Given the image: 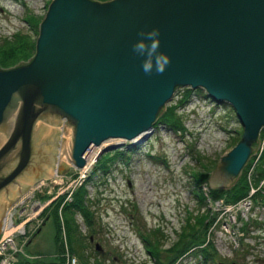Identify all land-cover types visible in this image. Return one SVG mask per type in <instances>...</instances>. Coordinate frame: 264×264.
Segmentation results:
<instances>
[{
	"label": "water",
	"instance_id": "water-1",
	"mask_svg": "<svg viewBox=\"0 0 264 264\" xmlns=\"http://www.w3.org/2000/svg\"><path fill=\"white\" fill-rule=\"evenodd\" d=\"M156 28L171 63L149 76L132 45ZM181 87L201 88L234 110L242 132L208 178L211 188L228 189L256 155L264 128V0H51L33 55L0 66V201L10 200L0 233L6 209L29 187L20 179H47L55 166L59 130L46 153L39 123L69 134L67 160L82 168L93 145L123 139L134 148L148 139Z\"/></svg>",
	"mask_w": 264,
	"mask_h": 264
},
{
	"label": "rangeland",
	"instance_id": "rangeland-1",
	"mask_svg": "<svg viewBox=\"0 0 264 264\" xmlns=\"http://www.w3.org/2000/svg\"><path fill=\"white\" fill-rule=\"evenodd\" d=\"M50 1L0 0V43L19 34L22 41L35 44L38 32L35 33L34 22L38 21L39 25ZM186 89L191 91L185 96ZM199 89L202 93L197 92L198 88L177 89L166 106H175L184 130L174 131L158 123L148 139L137 148L128 147L129 141L123 139H109L102 146H92L89 152L98 151V156L105 146L122 142L123 145L117 149L123 158L114 161L110 171L100 176L96 183L86 185V205L92 214V223L86 226L78 213L74 215L81 239L76 253L70 251L67 236L62 233L65 250L69 251L65 255V264H155L156 260L168 264L173 255L171 248L184 242L182 233L187 219L196 222L197 217L206 214L207 210V229L204 233L203 228L199 229V238L205 240L203 245H210H207L205 262L203 253L192 248L180 254L172 264H264V194L262 198H254L261 185L264 186V178L258 186L251 183L247 196L237 203L208 198L205 205H200L193 196V172L207 168L212 171L242 132L232 107L226 102L211 101L205 97L206 92ZM56 129L59 130V144L55 158L60 150L63 151V140L67 134L61 126L56 128L41 122L37 127V144L43 143L46 153H51ZM263 140L262 129L260 145ZM114 152L112 149L99 156L106 153L112 156ZM96 158L87 169L76 168L69 162L56 171L53 166V169L49 167L46 173L51 170L53 173L47 179L34 182L20 179L29 187L12 205L23 198L40 199L45 207H50L51 202L61 195H64V200H70V193L96 165ZM252 162L247 169L249 182H252L256 166ZM208 186L206 181L204 190ZM251 189L255 192L248 197ZM21 209L19 206L15 209V221L18 219L17 211ZM47 212L25 223L26 236L20 242L22 248L16 251V257H37L45 262L55 259V227L52 219L46 217ZM151 231H155L158 238L156 257L153 254L149 256L146 250L149 244L145 240L153 238ZM89 234L93 236L92 241H89ZM95 243L102 247L101 251L95 249Z\"/></svg>",
	"mask_w": 264,
	"mask_h": 264
},
{
	"label": "trees",
	"instance_id": "trees-1",
	"mask_svg": "<svg viewBox=\"0 0 264 264\" xmlns=\"http://www.w3.org/2000/svg\"><path fill=\"white\" fill-rule=\"evenodd\" d=\"M35 33L38 32V21L35 20ZM35 49V44L33 42L22 41V37L19 34H15L13 39L5 38L0 43V66L1 67H10L17 64L20 61H25L30 58ZM187 93L185 96L191 91L190 89H186ZM198 93H202V91L198 88ZM205 97L206 94H205ZM209 98V97H208ZM175 106L169 105L166 107L165 111L161 114V116L156 120L155 124L162 123L167 126L169 129L174 131L184 130L181 120L179 116L175 112ZM154 124V125H155ZM264 130V129H263ZM239 139V138H238ZM122 152L119 149H115L114 154L112 156H108L107 153L101 155L96 160V165L91 169L86 177L83 178L79 186L70 193V200H64V195H61L57 200H53L50 204V207H45L41 214L47 212L46 217L52 219V223L55 227L54 233V241L57 246V253L55 254V259L52 261L45 262L37 257L30 259L25 257L24 255L18 256L16 261L13 264H65V247L64 241L62 237V233H65L68 239V248L72 253L77 252V247H79L81 243V239L78 237V227L76 224V220L74 215L78 213L86 226H90L92 223V214L87 208L86 202L88 199V190L86 185L88 183H96L97 179L100 176L108 173L112 166V163L116 160H122ZM253 161V158L249 160L247 165L242 169L241 174L239 175L236 183L228 189L221 188H211L207 187V191L204 190L203 186L208 182L209 171L204 169L202 171H195L192 174V183H193V196L196 198V201L200 205H205L206 200L210 198V200H218L223 199L227 203H237L244 199L247 196L250 186L255 185L258 186L260 180L264 178V147L263 150L255 163L254 176L252 182L248 181L247 178V169L250 166V163ZM264 180V179H262ZM253 183V184H251ZM264 183V182H263ZM263 192V193H262ZM254 194V193H253ZM264 194V186L257 190L254 198H262ZM207 210L206 214H202L197 217V221L191 222L190 219H187V224L184 227V232L182 233V238H184L183 243H177L175 247L171 248L173 251V255L170 257L168 264H172L173 261L184 251H188L192 248H198L197 251L203 253L204 262L206 260L207 253V245L209 243L203 245L204 238H199V229H204L202 232L204 233L206 228V220L208 218ZM67 213V214H66ZM61 214V215H60ZM65 215V216H64ZM49 216V217H48ZM65 218H64V217ZM203 225V226H202ZM39 229L37 230V232ZM152 234V239L145 240L149 246H147L151 253L155 256L157 254V235L155 231L149 232ZM92 235V234H89ZM88 235V238H89ZM156 240V241H155ZM181 242V241H180ZM152 244V247H151ZM203 245V246H202ZM202 246V247H197ZM151 247V248H150ZM81 252V251H80ZM79 252V253H80ZM82 253V252H81ZM83 254V253H82ZM81 256V255H80ZM156 257V256H155ZM82 259V258H81ZM87 264V262L85 263ZM91 264V263H89ZM155 264H162V261L156 260Z\"/></svg>",
	"mask_w": 264,
	"mask_h": 264
},
{
	"label": "built area",
	"instance_id": "built-area-1",
	"mask_svg": "<svg viewBox=\"0 0 264 264\" xmlns=\"http://www.w3.org/2000/svg\"><path fill=\"white\" fill-rule=\"evenodd\" d=\"M264 147V140L261 143L256 155H254L253 164L257 162L262 150ZM264 180H262L263 183ZM248 197L252 196L255 192V189L250 190ZM22 208L17 211V217L20 219L18 223L14 220V213L16 208ZM44 205L40 200H35L34 198H23L18 203H15L6 212L3 227L2 235L0 236V264H13L16 260V251L21 250L20 242L26 236V231L24 225L32 217H35L39 214ZM28 210V212H25ZM25 213V214H24ZM26 241V239H25ZM24 244V243H23Z\"/></svg>",
	"mask_w": 264,
	"mask_h": 264
},
{
	"label": "clouds",
	"instance_id": "clouds-1",
	"mask_svg": "<svg viewBox=\"0 0 264 264\" xmlns=\"http://www.w3.org/2000/svg\"><path fill=\"white\" fill-rule=\"evenodd\" d=\"M139 39L132 45V51L143 59L141 69L145 75H162L171 63V57L160 51L161 39L160 29L156 28L151 31H140Z\"/></svg>",
	"mask_w": 264,
	"mask_h": 264
},
{
	"label": "bare ground",
	"instance_id": "bare-ground-1",
	"mask_svg": "<svg viewBox=\"0 0 264 264\" xmlns=\"http://www.w3.org/2000/svg\"><path fill=\"white\" fill-rule=\"evenodd\" d=\"M67 136L65 137V139L63 141H65V145H64V149L63 151L60 150V153L56 155V158H55V155L53 156V159H52V163L55 162V165H56V169L58 168H61L62 166H64L65 164L69 163V161L67 160V157H66V148H67V145H68V142H69V139H70V136L68 133H66ZM104 143H107V142H104ZM102 143V145L104 144ZM101 145V146H102ZM58 146V145H57ZM97 152L98 151H91V152H88L87 155L85 156V159H86V165L84 166V168H88L92 163L93 161L95 160L96 156H97ZM55 167V166H54ZM55 169V168H54ZM50 170V168H49ZM53 170H51L50 172L46 173L45 176L47 175H50L53 173L52 172ZM28 184V183H27ZM10 202L9 199H2V201H0V212H1V209H3V207H5V205H7L8 203Z\"/></svg>",
	"mask_w": 264,
	"mask_h": 264
},
{
	"label": "flooded vegetation",
	"instance_id": "flooded-vegetation-1",
	"mask_svg": "<svg viewBox=\"0 0 264 264\" xmlns=\"http://www.w3.org/2000/svg\"><path fill=\"white\" fill-rule=\"evenodd\" d=\"M135 148H137V146H136ZM90 236H91V235H89V241H92L93 238L91 239ZM92 237H93V236H92ZM95 249H96V247H95ZM146 250L148 251V255L152 257L153 255H152L150 249H149V248H146ZM100 251H101V250H100ZM65 255H67V253H66Z\"/></svg>",
	"mask_w": 264,
	"mask_h": 264
}]
</instances>
